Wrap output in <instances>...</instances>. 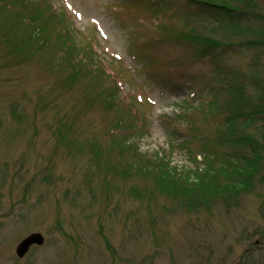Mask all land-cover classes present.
Here are the masks:
<instances>
[{"label":"rangeland","instance_id":"374dc122","mask_svg":"<svg viewBox=\"0 0 264 264\" xmlns=\"http://www.w3.org/2000/svg\"><path fill=\"white\" fill-rule=\"evenodd\" d=\"M31 1L56 9L47 18L99 73L94 88L65 86L52 45L12 53L0 31V264H264V146L253 187L230 204L195 188V206L153 179L160 166L204 169L206 148L230 153L217 144L228 111L208 102L243 85L253 96L238 108H260L264 50L222 43L202 56L184 31L214 10L197 0ZM4 2L11 20L33 11ZM242 130L264 144V113ZM34 232L45 244L18 258Z\"/></svg>","mask_w":264,"mask_h":264},{"label":"trees","instance_id":"16d2710c","mask_svg":"<svg viewBox=\"0 0 264 264\" xmlns=\"http://www.w3.org/2000/svg\"><path fill=\"white\" fill-rule=\"evenodd\" d=\"M22 2L27 3L25 8L28 11L30 9L33 11L30 10V14L26 18L11 20L12 3L0 0V15L4 10L9 13V17L0 22V31L6 32L7 37L4 40L10 46V52H19L20 55L27 53L33 56L35 52L52 45L60 57H58L57 67L67 72L63 84L69 87L83 84L87 85L89 89L94 88L93 85L88 84L87 75L99 73V69L93 66L88 69L83 58L85 48L82 50L72 30L66 31L64 28L55 27L52 24L53 21L47 18V16L52 18V13H56V9L46 6L43 9L44 12L38 13L36 1L22 0ZM197 2L214 10L210 14L203 15L202 18L201 16L196 18L191 16L190 24L184 31L185 35L196 42L195 45L200 46L202 56H207L210 51L222 43L231 47L238 45L240 48L249 50H264V0H197ZM19 6L21 8L19 11H21L23 4L21 3ZM6 25L9 29H6ZM17 26L24 30L25 33L22 36H17L15 32L14 35L10 33L12 27L16 28ZM89 50H91L90 47ZM92 53L95 55L94 51ZM226 91L225 88L217 91V94H212L208 106L212 108V112H218L217 110L221 106L224 110L226 109L225 112L228 111L226 112V125L223 127L228 132L219 134L217 144L228 148L230 153L224 154L221 159L218 152H212L210 148H206L203 150L204 169L197 167L194 171L176 172L160 166L156 174L153 175V179L162 195L168 197L180 195L184 197V201L188 198L197 206L192 192L198 188L205 199L214 197L217 198L216 200L230 204L253 187L252 181L255 175L252 174V171L256 172L258 169L257 166L261 158L260 146H264V144L259 143L254 136L242 129L253 115L264 113V102L258 104L260 108L254 107L251 112H242L238 108L239 104L246 105L253 94L246 93V86L243 85L228 91L226 97L222 96ZM230 97L231 99H229ZM227 106H231V109H227ZM117 124L121 126L120 121ZM261 135L264 139V132ZM217 171H220L224 176H227L228 173L235 174L229 180L226 177L227 181H224L227 182L226 184H219L218 173L215 174Z\"/></svg>","mask_w":264,"mask_h":264},{"label":"water","instance_id":"95a60500","mask_svg":"<svg viewBox=\"0 0 264 264\" xmlns=\"http://www.w3.org/2000/svg\"><path fill=\"white\" fill-rule=\"evenodd\" d=\"M45 243V237L40 232H34L24 238L17 246L16 253L19 258H24L33 246H42Z\"/></svg>","mask_w":264,"mask_h":264},{"label":"snow or ice","instance_id":"6c2138e0","mask_svg":"<svg viewBox=\"0 0 264 264\" xmlns=\"http://www.w3.org/2000/svg\"><path fill=\"white\" fill-rule=\"evenodd\" d=\"M77 15L79 16V13H77Z\"/></svg>","mask_w":264,"mask_h":264}]
</instances>
